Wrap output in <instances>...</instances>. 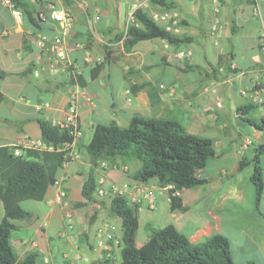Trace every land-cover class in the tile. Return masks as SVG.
Listing matches in <instances>:
<instances>
[{
  "label": "crops",
  "instance_id": "1",
  "mask_svg": "<svg viewBox=\"0 0 264 264\" xmlns=\"http://www.w3.org/2000/svg\"><path fill=\"white\" fill-rule=\"evenodd\" d=\"M137 1L28 0L43 16L38 28L23 15L14 17L0 0V145H11L22 136L40 139L39 119L63 121L67 98L77 93L81 134L68 146L73 156L58 171L57 182L65 186L70 201L84 202L81 189L90 168L86 145L96 124L115 121L125 127L135 112L155 117L182 115L186 130L205 133L217 150L197 172L206 179L202 185L174 195L156 178L144 183L156 189L148 220L153 218L156 227L172 224L195 245L223 234L236 263L264 264V185L256 205L250 178L252 186L247 190L243 182L235 181L238 162L250 159L253 147L264 141V133L253 124L255 139L241 130L244 117L238 109L255 104L259 91L264 100V0H166L175 3V8L168 9L146 4L140 8L159 25L194 39L178 47L160 38L143 40L124 53L115 36L129 23ZM51 5L63 6L72 18V29L64 35V57L56 54V41L63 34L60 24L49 16ZM256 12L263 15L258 22ZM95 15L98 20L90 29L87 20ZM106 47L113 50L114 60L96 73ZM226 51L234 54L235 73L211 68ZM181 52L203 72L184 71ZM134 84L142 87L134 92ZM259 109L257 105V115ZM116 161L122 163L120 158ZM107 162L101 161L95 171L103 187L117 184L132 189L140 183L130 176L139 166L137 160L123 164L128 169L124 176L106 168ZM262 167L264 180V154ZM35 201L39 204L24 207L32 212L30 217L11 219L16 230L10 243L19 260L33 255L35 264H89L104 252L96 242L105 226L109 225L116 244L120 240L121 219L110 210V217L99 215L90 226L82 220L83 211L75 210L69 229L56 184ZM0 211L1 220V203Z\"/></svg>",
  "mask_w": 264,
  "mask_h": 264
},
{
  "label": "trees",
  "instance_id": "2",
  "mask_svg": "<svg viewBox=\"0 0 264 264\" xmlns=\"http://www.w3.org/2000/svg\"><path fill=\"white\" fill-rule=\"evenodd\" d=\"M11 1L34 26H42V14L28 0ZM152 1L165 9L175 8V3L171 1ZM154 38L164 39L176 47L194 39L192 35H180L159 25L141 8L133 11V20L115 36V40H121L124 53L132 51L138 42ZM112 53L111 48H105L103 59L96 64V73L114 60ZM233 59L232 51L220 53L216 66L211 65V68H224L235 73L238 69L231 66ZM182 62L184 71L203 72L202 67L189 62L187 56L183 57ZM141 87V84H134L132 90L135 92ZM256 107V104L250 102L238 109L249 114ZM243 119L264 133V117L252 119L244 116ZM39 126L40 139L47 146H53V149L27 148L21 154H14L13 146L0 145V203L3 209L0 220V264H35L33 255H27L23 260L18 259L10 243L11 234L16 230L11 219L28 218L32 215L30 210L22 207L21 202L26 199L42 200L45 197L48 186L56 183L58 171L67 159V145L75 141L70 125L60 126L49 120L39 119ZM86 151L90 168L81 189L85 201L76 202L82 206L97 201L98 181L95 171L103 160L120 158L122 164L137 160L139 166L130 173L134 180L147 183L156 178L161 184L171 183L175 188L185 189L206 182L197 172L215 156L213 139L187 131L177 117L145 116L139 112L133 113L125 127L115 121L96 124ZM263 154L264 141L253 147L250 159H242L237 165L239 171L251 166L249 178L256 205L261 200L264 185ZM108 204L110 212L121 219L119 261L116 264H238L233 260L228 238L223 234L213 235L207 241L195 245L172 224L156 227L147 223V237L143 242L137 243L139 203H130L126 196L115 194L110 197ZM89 264H114V258L104 251V256ZM244 264L255 263L250 261Z\"/></svg>",
  "mask_w": 264,
  "mask_h": 264
},
{
  "label": "built area",
  "instance_id": "3",
  "mask_svg": "<svg viewBox=\"0 0 264 264\" xmlns=\"http://www.w3.org/2000/svg\"><path fill=\"white\" fill-rule=\"evenodd\" d=\"M150 0H138L133 7V10L130 13L129 21L133 20V11L137 8L143 7L146 4H148ZM4 3L8 5L11 9L12 14L16 18H21L22 13L21 11L14 6V3L11 0H4ZM49 16L51 19L54 21L58 22L61 26L62 30V36L59 37L56 41L57 47H56V54L58 57H64L65 52H64V47H63V42H64V35H66L73 26L72 18L69 15L68 11L66 8L60 5H51L49 9ZM172 18L177 17V14L174 12L173 15H171ZM98 15H95L94 17H89L87 22L88 26L90 29H93V24L98 20ZM165 18V16H163ZM263 35V34H262ZM181 55H183V52H181ZM35 74H37V71H34ZM262 93V92H261ZM257 92L255 94V98L253 99L254 103L257 105H260V108L264 111V100L262 94ZM85 100L89 103H93V99L90 96H85ZM78 105H79V98L77 93H71L66 102V115L63 121L58 122L60 126H67L70 125L72 126V133L75 136V139L81 134V131L78 127ZM264 113V112H263ZM74 143V142H73ZM71 144H68L69 146ZM11 146H13V152L14 154H21L23 149L27 148H34V149H41V148H48V149H53V146L49 145L47 146L46 144L43 143L41 139H35L33 137L29 136H22L18 140L14 141ZM69 149V148H68ZM73 152L69 149L67 158L72 157ZM102 181L98 182V187H97V193L98 194H108L110 196H113L115 194L119 195H124L128 197V200L131 203H141V201L145 200V202L148 203L149 208H154L155 205V200H154V193L155 190L153 187L147 186L143 182L140 183H135L131 187L127 185H117V184H110L109 186L103 187L101 185ZM57 185V192H58V197L61 200V203L65 207V219H66V226L69 229L73 228V215H74V210L71 208V204L69 201L65 199L66 197V188L62 183H59L56 181L55 183ZM165 189L169 190L171 193L174 195H179L180 194V189L175 188L173 184L168 183L165 184ZM114 236L112 232L105 226V229L102 230L100 238L97 240L96 245L99 248H104L106 250V254H110V250L112 248V245L108 243V241H114Z\"/></svg>",
  "mask_w": 264,
  "mask_h": 264
},
{
  "label": "rangeland",
  "instance_id": "4",
  "mask_svg": "<svg viewBox=\"0 0 264 264\" xmlns=\"http://www.w3.org/2000/svg\"><path fill=\"white\" fill-rule=\"evenodd\" d=\"M154 4H156L154 1L150 0L148 2V6H153ZM146 8V7H145ZM262 10V9H261ZM257 13V12H256ZM258 14V17H256L255 19H257L256 21H260L261 19H263V15L262 13ZM248 41V39H247ZM241 42V41H240ZM185 55H181V57L183 58ZM206 88L208 89L209 86H206ZM260 107V105H258ZM264 111L262 110V108L259 109L258 111V115L255 113V111H250L249 114H245L242 113L241 116H247L250 117L252 119H258L259 117H264ZM176 117L183 123V125H185V127L187 126V120L186 118L182 115H176ZM241 124H244V128H241V130L245 133H248L249 136L252 137V139L254 138V132H255V127H253L249 122H247L246 120H241ZM187 131L191 132V133H197L199 135L205 134L203 132H199V131H195V130H188ZM214 149L217 150V147L214 145ZM107 161V160H104ZM108 164L106 165V168H112L113 170L117 171L119 173L120 176H124L125 173L128 171L127 167H125L122 163H119L116 160H112V161H108ZM132 169V168H131ZM251 170V166H249L248 168L239 171L238 175L235 177V181L237 182H243V184H241L242 187L245 188V190H247V188H251V183L249 181V173ZM233 179V178H232ZM234 180V179H233ZM102 185V183H101ZM110 185V184H109ZM107 185V186H109ZM120 186V185H119ZM158 185H156L157 187ZM66 190V189H65ZM154 190H156L154 188ZM74 195V194H73ZM110 195L108 194H98L97 193V201L93 202V203H89L90 205H88V207H83L82 205H77L76 202L70 201L67 198V190H66V197L65 199L67 201H69V203L71 204V208L75 211V210H82V220L83 222L90 226V224L92 223L93 219H96V217H98L99 215H103L104 219H107L108 217H110L109 215V200H110ZM100 201H103V203H100ZM130 202V201H129ZM131 203V202H130ZM33 204H39L37 203L35 200L33 199H26L24 201L21 202V205L25 208L30 209L31 207H33ZM140 210L138 211V218H139V227L137 230V234H136V241L137 243H141L145 237V233L148 232V230L145 228V224L150 221V223H152L153 225L155 224L153 221V218H151L150 220H148L150 218V214H152V211L148 206L147 202H142L140 204ZM0 218H1V211H0ZM108 225V223H106ZM155 226V225H154ZM109 229V225L106 226ZM111 231V230H110ZM112 232V231H111ZM111 242V243H110ZM109 244L112 245L113 250L111 252L110 250V255L112 258H114V264H116L119 261V246L118 243L116 244L114 241H108ZM99 248V247H98ZM15 249V248H14ZM103 249L104 251H106L104 248H100ZM112 249V248H111ZM107 255V254H106ZM104 256V252L102 251L101 253V257Z\"/></svg>",
  "mask_w": 264,
  "mask_h": 264
}]
</instances>
